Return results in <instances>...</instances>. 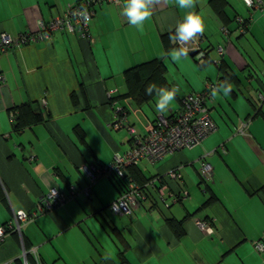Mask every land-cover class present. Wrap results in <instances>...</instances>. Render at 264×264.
<instances>
[{
  "label": "crops",
  "instance_id": "1",
  "mask_svg": "<svg viewBox=\"0 0 264 264\" xmlns=\"http://www.w3.org/2000/svg\"><path fill=\"white\" fill-rule=\"evenodd\" d=\"M254 1L262 7L193 0L191 11L204 20L195 39L207 53L202 63L189 55L174 60L175 41L169 50L161 42L189 11L177 0H153L152 16L140 27L120 14L124 0H98L89 22L92 44L57 32L49 42L0 56V227L13 211L35 212L48 192L71 195L23 225L24 246L37 248L29 264H264V250L256 249L264 246V104L257 100L264 94V0ZM77 2L0 0V35L36 32L40 22ZM237 18L247 23L245 34ZM154 59L163 63L171 87L180 89L162 116L169 118L185 97L212 85L207 107L217 131L193 149L141 162L145 182L135 184L145 198L135 212L117 216L108 210L121 195L116 183L100 177L90 184L82 167L109 165L129 149L128 132L111 127L115 109L142 136L161 115L157 96L142 106L121 97L124 72ZM227 84V96H213ZM23 105L42 122L15 131L10 110ZM200 162L211 165L207 183ZM171 170L181 175L182 188L167 179ZM172 192L177 195L170 200ZM19 241L11 234L0 244V263L17 264Z\"/></svg>",
  "mask_w": 264,
  "mask_h": 264
},
{
  "label": "built area",
  "instance_id": "2",
  "mask_svg": "<svg viewBox=\"0 0 264 264\" xmlns=\"http://www.w3.org/2000/svg\"><path fill=\"white\" fill-rule=\"evenodd\" d=\"M110 3L116 4L119 0H108ZM98 4V0H81L73 6H68L63 14L50 20L49 22H40L39 28L36 32H29L20 34L17 37H9L7 34L0 35V56L7 52V50L20 48L22 46L34 45L41 42H49L51 36L57 32H67L70 34H77L80 40H84L92 44L90 35V21L94 16V7ZM244 4L249 9H258L262 7L261 1L244 0ZM237 29L240 34H245L247 31V23L242 18L236 20ZM228 34V31L225 30ZM179 49L186 48L188 53L195 52V58L199 63H202L207 53L201 50L200 43L195 40L187 43L175 41ZM218 54L222 56V48L218 49ZM216 66L219 65L215 61ZM4 78L0 76V83H3ZM212 85L206 86L203 93L192 94L185 97L181 101V112L169 118L157 115L154 123L147 124L146 134L142 136L134 127L130 126L124 117H120L121 110L115 109L113 115L112 129H124L129 135V149L122 153V155H115L114 159L109 165L100 167H82L86 174L89 183L96 182L100 177L111 179L117 178L124 180L129 167L140 166L141 162L149 161L155 162L166 155L174 154L182 151V149H193L200 145L207 136L214 134L217 127L214 125L211 116L208 112L207 101L211 97ZM110 97V96H109ZM259 103L264 104V94L258 95ZM10 117L14 121L15 115L11 112ZM200 175L204 183L210 180L212 176L211 165L205 162H200ZM127 178V177H126ZM128 179V178H127ZM168 180L178 183L181 187L182 177L175 171L167 175ZM182 188V187H181ZM89 190V189H88ZM86 195L89 191L86 190ZM182 197L187 196V191L179 190ZM174 195L169 193V198L172 200ZM162 190L159 191V198L165 202ZM71 197L58 193L57 191L48 192L46 196L41 199L35 212H25L23 210L13 211L12 218L9 222H5L0 227V244L6 240L11 234L17 235L19 238L21 251L17 261L20 264H29L28 259L37 258V248L32 247L27 249L22 240L21 229L23 225L32 221L38 214L51 212L54 208L65 204ZM145 198L142 189L135 184L132 178L127 181L125 192L108 207L111 214L117 216L130 215L139 208L140 203L138 199ZM168 206L167 204H165ZM201 228L205 227V223L196 222ZM257 251H263L264 246L259 244L256 246ZM0 264H12V262H5Z\"/></svg>",
  "mask_w": 264,
  "mask_h": 264
},
{
  "label": "trees",
  "instance_id": "3",
  "mask_svg": "<svg viewBox=\"0 0 264 264\" xmlns=\"http://www.w3.org/2000/svg\"><path fill=\"white\" fill-rule=\"evenodd\" d=\"M174 38H175V31H173V33H171V34H165V36H162L161 42L169 50L171 48L169 46L170 45L169 43L172 40L176 41ZM173 47H177V45L176 46L174 45ZM192 58L196 61L195 57H192ZM218 69L220 72L224 71L223 63H221L219 65ZM165 73H166V68H164L163 63L158 59H154L152 61L145 62L141 65H137L135 67H132L130 70L124 72V80H125L124 82H126L127 90L124 93V95H122L121 97L133 100L135 105H137V106L144 105L145 103H147L148 101H150L156 97L155 93H153L152 95L146 94L145 89L148 86L155 84L157 86V88H159V87H166V88L171 87V84L166 79ZM110 95H111L110 100L113 102L115 98L113 97V94H110ZM253 105L255 107H257V105L254 102H253ZM181 106H182V104H181ZM181 109L182 108L180 107L179 111H177L175 114L171 115L170 117L176 116V114L181 112ZM10 111L13 112L15 115L14 121L11 122V123H13V129L15 131H19L22 128H24L25 126H30L32 124L42 122L41 115L34 114L33 111L30 110V107L27 105L26 106L23 105L21 107H14ZM208 112H209V109H208ZM120 117H124V115H122V113H121ZM156 119L152 123H154L156 121ZM140 175H141V173H140L139 166L129 167L127 170V174H126V177L128 179L125 177L124 180L117 179V178H111V180L113 179V181L116 183V185H117V187L120 190V193L122 195L125 192L127 181L130 178H132L133 181H135V183L137 181L139 183L145 182V180ZM28 261L30 262L31 259L29 258ZM17 264H20V262L17 261Z\"/></svg>",
  "mask_w": 264,
  "mask_h": 264
},
{
  "label": "clouds",
  "instance_id": "4",
  "mask_svg": "<svg viewBox=\"0 0 264 264\" xmlns=\"http://www.w3.org/2000/svg\"><path fill=\"white\" fill-rule=\"evenodd\" d=\"M153 0H124L120 14L126 17L130 26L140 27L152 16ZM180 9H188L182 21L175 26V40L187 43L195 40L199 34L204 32V20L200 15L192 12L193 0H177ZM174 60L187 57L188 49L181 48L171 53ZM231 84L222 86L213 92V96L222 94L227 96L231 91ZM147 95L155 93L157 96L155 111L161 115H166L178 96L179 87H159L155 84L145 89Z\"/></svg>",
  "mask_w": 264,
  "mask_h": 264
},
{
  "label": "water",
  "instance_id": "5",
  "mask_svg": "<svg viewBox=\"0 0 264 264\" xmlns=\"http://www.w3.org/2000/svg\"><path fill=\"white\" fill-rule=\"evenodd\" d=\"M195 54H196L195 52L188 53V55L191 56V57H195Z\"/></svg>",
  "mask_w": 264,
  "mask_h": 264
}]
</instances>
